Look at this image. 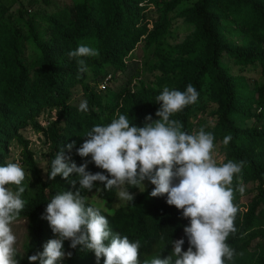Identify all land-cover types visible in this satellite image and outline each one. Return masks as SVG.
I'll return each instance as SVG.
<instances>
[{
	"label": "trees",
	"instance_id": "16d2710c",
	"mask_svg": "<svg viewBox=\"0 0 264 264\" xmlns=\"http://www.w3.org/2000/svg\"><path fill=\"white\" fill-rule=\"evenodd\" d=\"M69 2L48 14L31 15L23 22L25 30L12 27L0 13V166L18 163L27 173L22 194L25 207L16 221H27L29 241L24 247L25 255L17 253L18 264H29V256L43 251V245L56 238L48 222L41 218L47 203L58 193L75 191L59 175L48 179L51 161L60 149L79 166L90 157H79L76 148L93 126L109 124L117 113L143 126L146 115L157 119L156 96L164 87L184 91L189 84L199 93L198 101L172 118L191 134L198 127L205 104L213 103L215 122L205 131L214 135L215 149L223 162H245L233 181L234 204L239 209L237 231L226 241L238 255L225 264H264V0ZM186 2L190 5L178 15L194 29L193 33L182 43L171 45L166 39L171 15ZM150 7H154L153 16L148 15ZM81 44L98 50V56L84 59L93 79H101L95 84L105 89L120 75L128 80L132 71L126 72V68L138 47L147 57H159V65L154 67L162 76L151 87L134 90L125 79L114 91L115 104L102 102L86 82L87 71L80 73L77 58L68 55ZM76 85L81 88L82 100L88 102L87 112L79 111L82 100L77 105L66 101L69 90ZM47 108L54 109V113L42 125L37 118ZM27 127L41 135L47 145L43 170L36 163L30 141L19 132ZM227 135L232 140L225 146L222 141ZM73 141L75 147L69 153L65 146ZM15 142L20 146L18 159L11 156L9 149ZM87 170L103 171L91 163ZM75 178L73 174L69 179ZM144 183V192L129 189L134 194L132 203L122 201L119 205L116 189L81 190L89 205L100 207L114 233L140 241L141 264L160 252L161 258L170 254L174 240L183 238V250L188 247L183 233L188 220L166 204V197H150L154 186ZM241 184L245 186L243 193L238 191ZM256 239L257 253H249L248 247ZM69 244L64 241V251L72 255L65 257L62 264H103V257L97 262L92 252L82 251L81 246L72 249Z\"/></svg>",
	"mask_w": 264,
	"mask_h": 264
},
{
	"label": "clouds",
	"instance_id": "9594fccd",
	"mask_svg": "<svg viewBox=\"0 0 264 264\" xmlns=\"http://www.w3.org/2000/svg\"><path fill=\"white\" fill-rule=\"evenodd\" d=\"M68 55L77 58L78 71L84 73L88 70L84 58L96 57L99 52L81 44ZM198 98L199 93L191 84L184 91L164 87L156 96L157 119L146 115L143 126H136L126 115L117 113L109 124L93 126L76 148L79 157H90L79 166L60 149L51 161L48 179L54 180L59 175L75 191L58 193L47 203L41 218L48 222L56 238L49 239L43 251L29 256V264H62L65 257L72 255L64 251V241H70L72 249L81 246L82 251L92 252L97 262L103 257V264H141L140 241L133 242L114 233L100 207L89 205L81 190L116 189L121 201L132 203L134 194L129 189L144 192L145 181L154 186L150 197H166V204L174 206L181 218L188 220L183 228L188 247L183 250V238L174 240L170 254L161 258L160 252L143 264L231 262L238 255L226 242L237 231L235 220L239 209L234 204L233 181L245 162H218L211 132L201 127L189 134L182 130L179 120L172 118ZM79 111H88L86 100L80 102ZM231 140L232 136L227 135L222 143L227 146ZM74 147L75 141L65 146L69 153ZM89 163L103 171H88ZM73 174L76 178L69 179ZM25 177L18 163L0 166V264H18L17 237L11 226L25 207L22 199ZM238 191L243 193L242 184Z\"/></svg>",
	"mask_w": 264,
	"mask_h": 264
},
{
	"label": "rangeland",
	"instance_id": "374dc122",
	"mask_svg": "<svg viewBox=\"0 0 264 264\" xmlns=\"http://www.w3.org/2000/svg\"><path fill=\"white\" fill-rule=\"evenodd\" d=\"M69 0H0V13L2 19L6 21L8 24H11L12 27H15L18 30H25L26 26L24 25V20L28 19L31 15H45L50 12L58 10L60 7L67 6L69 4ZM190 3L186 2L181 4L175 12L171 15V27L169 29V33L166 37L167 43L173 45L182 43L185 39L190 37L193 33V28L187 24L182 17L178 14L189 6ZM152 9L148 12L149 16L154 15V7H150ZM22 16V19L20 18ZM37 21V19H35ZM231 25H228V27ZM237 33H241L239 29L236 31ZM177 55H175L176 57ZM131 62L128 63L126 68V72L128 69H131L132 73L129 74L128 80L126 78H122L120 75L118 81L111 82L108 86L109 89L103 88L102 84L96 85L95 81L100 83L101 79H93L91 75V71H87V80L88 84L93 87L95 94H97L102 102H108L110 105H114L117 101L116 93L114 92L120 85L124 83L126 79L128 81V86L131 89L141 88V87H151L156 83L158 77H161V73L154 66L159 65L158 60L159 57H147V53L142 50L141 47H138L132 55ZM127 74V73H126ZM124 75V74H123ZM247 76V75H246ZM206 97H203V100ZM82 100L81 96V88L76 85L69 90L68 97L66 101L69 104L77 105ZM215 110L216 106L213 103L205 104V108L200 113V119L198 122V127H194V131H198L199 128L208 126H213L215 122ZM51 113L53 115L54 109H45L43 113H40L37 120L40 124L45 125L46 117ZM200 121H204V123L200 124ZM20 134L30 141L29 147L33 151L35 155V160L39 168L42 170L45 169L46 157L45 153L47 152V145L45 144L41 135H39L35 130L31 127L24 128L19 131ZM11 156L15 159H18V154L20 151V146L15 142L10 146ZM214 154L218 162L223 161L222 156L215 149ZM22 167V166H21ZM25 171L24 167H22ZM27 175V173L25 172ZM245 188V186H243ZM142 190V189H141ZM93 203H97V199L94 198ZM122 201L117 196V204L119 205ZM94 203V204H95ZM12 231L17 237V243L15 245L17 249V253L22 256L25 255L24 247L28 243V232H27V221L20 220L14 221L12 224ZM258 239L251 242L248 247L249 253H257ZM256 250V251H255Z\"/></svg>",
	"mask_w": 264,
	"mask_h": 264
},
{
	"label": "built area",
	"instance_id": "2783aa9c",
	"mask_svg": "<svg viewBox=\"0 0 264 264\" xmlns=\"http://www.w3.org/2000/svg\"><path fill=\"white\" fill-rule=\"evenodd\" d=\"M103 87V86H102Z\"/></svg>",
	"mask_w": 264,
	"mask_h": 264
}]
</instances>
